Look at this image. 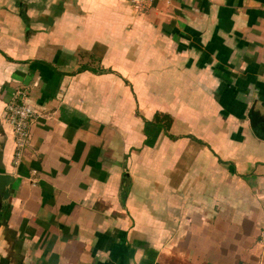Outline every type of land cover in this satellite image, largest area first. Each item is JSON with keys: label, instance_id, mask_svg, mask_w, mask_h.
Instances as JSON below:
<instances>
[{"label": "crops", "instance_id": "obj_1", "mask_svg": "<svg viewBox=\"0 0 264 264\" xmlns=\"http://www.w3.org/2000/svg\"><path fill=\"white\" fill-rule=\"evenodd\" d=\"M253 107L264 0H0V264H264Z\"/></svg>", "mask_w": 264, "mask_h": 264}, {"label": "built area", "instance_id": "obj_2", "mask_svg": "<svg viewBox=\"0 0 264 264\" xmlns=\"http://www.w3.org/2000/svg\"><path fill=\"white\" fill-rule=\"evenodd\" d=\"M156 1L171 5L175 0H131V5L136 11L141 12L151 8ZM5 109L7 119L13 128L16 142L14 162L18 165L24 156L25 150L30 144V129L36 117V111L27 101L24 93L21 92H18L13 96V98L6 104Z\"/></svg>", "mask_w": 264, "mask_h": 264}, {"label": "water", "instance_id": "obj_3", "mask_svg": "<svg viewBox=\"0 0 264 264\" xmlns=\"http://www.w3.org/2000/svg\"><path fill=\"white\" fill-rule=\"evenodd\" d=\"M250 126L254 133L259 137L264 139V136L255 132L257 130L258 125L260 123H264V117L260 112H257L253 107L248 115ZM14 183V178L11 176H0V208L4 202V200H8L10 198V186Z\"/></svg>", "mask_w": 264, "mask_h": 264}, {"label": "trees", "instance_id": "obj_4", "mask_svg": "<svg viewBox=\"0 0 264 264\" xmlns=\"http://www.w3.org/2000/svg\"><path fill=\"white\" fill-rule=\"evenodd\" d=\"M172 123H173V119L170 115L158 113L155 115L153 121H146V126L148 127L159 126L165 131L166 135H168L171 138H175L169 134V131L171 130L172 127Z\"/></svg>", "mask_w": 264, "mask_h": 264}, {"label": "flooded vegetation", "instance_id": "obj_5", "mask_svg": "<svg viewBox=\"0 0 264 264\" xmlns=\"http://www.w3.org/2000/svg\"><path fill=\"white\" fill-rule=\"evenodd\" d=\"M255 132H258V134H260L261 136H264V123H260L258 125L257 130H255Z\"/></svg>", "mask_w": 264, "mask_h": 264}]
</instances>
